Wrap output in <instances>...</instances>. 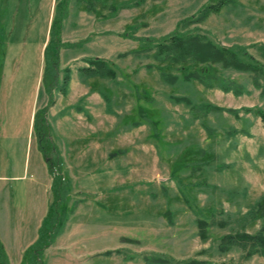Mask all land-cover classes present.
I'll return each mask as SVG.
<instances>
[{
	"label": "rangeland",
	"instance_id": "obj_1",
	"mask_svg": "<svg viewBox=\"0 0 264 264\" xmlns=\"http://www.w3.org/2000/svg\"><path fill=\"white\" fill-rule=\"evenodd\" d=\"M62 2L58 80L68 68L69 81L65 94L48 95L43 49ZM215 2L0 0V174L23 175L6 182L16 208L7 233L32 236L44 211L37 209L47 196L38 189L34 163L42 175L45 164L35 132L48 129L60 160L54 175L67 183L65 220L38 264H167L151 258L264 264V254L222 240L255 233L264 218V128L253 113H264V94L254 83L264 84V71L255 79L221 63L172 64L155 55L162 39L186 31L243 49L264 70V0H230L187 26ZM92 59L114 70V78L79 74ZM202 68L211 82L197 78ZM191 71L196 78H184ZM149 114L153 122L145 120ZM3 214L1 207L0 236Z\"/></svg>",
	"mask_w": 264,
	"mask_h": 264
},
{
	"label": "trees",
	"instance_id": "obj_2",
	"mask_svg": "<svg viewBox=\"0 0 264 264\" xmlns=\"http://www.w3.org/2000/svg\"><path fill=\"white\" fill-rule=\"evenodd\" d=\"M65 1V0H64ZM230 0H217L213 4H208L202 7L196 14L194 19H189L187 21V26L200 24L203 22L210 14L218 13V11L226 6ZM60 9L56 10V14L52 17L50 28H49V41L43 49V70L41 75V84L44 90L49 95L50 91L57 90L61 94H65L67 84L69 81V69L64 68L62 70V78L60 82L58 80L59 70H58V35L59 28L62 20L65 18V2ZM56 9V7H55ZM180 25V24H179ZM177 33L164 38L161 43L156 45V56L167 57L169 63L183 62L189 60L196 64H211V63H221L223 66H229L237 71L251 72V74L258 78L263 73V68L252 60L250 55L247 56L246 52L242 49H229L217 46L205 39L203 36L198 34ZM261 52L264 57V46H261ZM246 57L247 61L241 60ZM87 66L77 69L79 74H83L88 78L90 77H100V78H110L113 79L115 76L114 70L107 67L102 60H88L86 61ZM207 68H202L198 70L197 78L202 82L204 79L207 82H211L212 79H207L203 74H208ZM194 73L188 72L184 74V78L190 79L191 77L196 78ZM203 73V74H201ZM201 77L204 79L201 80ZM167 79V78H165ZM218 80V79H215ZM257 87H260V91L264 94V84L258 85L257 80H254ZM222 90L227 91V88L220 85ZM240 86L233 87L232 90L238 93ZM51 89V90H50ZM179 100V99H174ZM183 100V99H182ZM249 109H245L248 111ZM228 112L236 113L232 110ZM36 111L32 116V129L35 130L36 121H39L40 116ZM149 113V112H147ZM253 113L259 118L261 125L264 128V113L260 110H254ZM150 115V114H149ZM145 116V120L148 122H153L150 116ZM46 134H35L37 150L40 153L49 176L51 177L50 191L52 195V200L48 205L45 215L41 219L40 225L37 229L36 239L30 244V246L25 250L22 261L20 264H38V258L42 251L51 243L52 239L60 232L63 222L65 220V213L67 209L63 208V204L67 197V183L63 182L61 176L54 175V170L59 172L60 160L54 148L50 142V139ZM45 134V135H44ZM264 214V205L262 206ZM198 225L200 226V235H204V220H198ZM226 243L238 242L243 246L248 247V253H260L264 254V218L259 229L253 233L249 234L247 232H239L233 235L226 234L222 237ZM151 261H159L161 263L167 264H225L223 262H213L208 260L188 258L178 261H168L165 259L151 258ZM0 264H8L5 252L0 243Z\"/></svg>",
	"mask_w": 264,
	"mask_h": 264
},
{
	"label": "crops",
	"instance_id": "obj_3",
	"mask_svg": "<svg viewBox=\"0 0 264 264\" xmlns=\"http://www.w3.org/2000/svg\"><path fill=\"white\" fill-rule=\"evenodd\" d=\"M34 166H35V169L39 171L40 178H42L40 181V184L38 185V189L42 190L46 194L47 197H46L45 204L43 205V207L39 205L37 208V209H44V211L41 217H37L38 223H36L35 225V234H33L32 236H29L27 232L25 231L21 232L20 235L16 234L13 236H10L9 233H7L8 224L10 222V219L13 220L14 218V211L12 210L16 208L14 207L15 205L13 204L14 196L12 193L8 191L6 182H8L7 181L8 179H12V178L22 179L23 175L17 176V177L15 176L7 177V176L0 174V208L2 207L3 209V213H4L3 215L5 218L4 228L6 230V233L4 232L5 234H3V236L2 235L0 236V243L5 252L8 264H10V260L13 257H16L21 252L23 255L25 250L36 239L38 226L40 225L41 219L45 215L48 205L50 203L49 198H48V192H50L51 178L48 174L46 165L44 168L43 175L41 173L43 169L41 168L40 163L35 160ZM13 247H14V250H13Z\"/></svg>",
	"mask_w": 264,
	"mask_h": 264
}]
</instances>
